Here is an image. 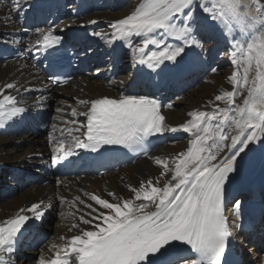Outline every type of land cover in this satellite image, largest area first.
I'll list each match as a JSON object with an SVG mask.
<instances>
[{"label":"snow or ice","instance_id":"6c2138e0","mask_svg":"<svg viewBox=\"0 0 264 264\" xmlns=\"http://www.w3.org/2000/svg\"><path fill=\"white\" fill-rule=\"evenodd\" d=\"M14 3L5 22L11 12L23 7L19 0ZM109 27L110 34L91 35L108 44L123 42L134 65L153 70L165 62L178 65L188 50L206 53L203 32H220L227 40L225 55L233 66L227 77L231 90L221 89L208 100L209 110L189 111L190 119L178 126H169L162 105L147 95L78 99L86 110L73 108L71 115L84 120L64 123L79 127L63 128L59 137L50 134L54 166L75 156L77 149L97 153L114 146L130 152L143 150L147 155L145 146L157 134L183 131L190 139L186 150L171 159L149 157L162 169L159 176L155 181L141 180L138 186L129 184L128 198L114 192L107 193L111 199L85 193L93 204L79 196L72 201L59 196L60 204L75 208L78 203L88 211L77 209L82 213L78 218L71 211L61 213L77 220L68 228L69 232L75 229V234L61 236L65 240L62 253L52 258L42 254L38 264H225L229 243L236 238L233 227H240L235 221L230 225L225 215L227 183L250 146L264 142V0H140ZM55 31L52 26L33 29L35 44L44 49L58 45L62 37ZM27 51L17 56L23 58ZM48 80L61 83L53 76ZM29 91L18 82L0 86V127L27 111L18 94ZM44 100L41 96L34 103L41 106ZM73 132L80 136H72ZM242 206L241 200H234L237 218H242ZM53 207L51 200H41L0 220V264H15L23 230Z\"/></svg>","mask_w":264,"mask_h":264},{"label":"bare ground","instance_id":"6f19581e","mask_svg":"<svg viewBox=\"0 0 264 264\" xmlns=\"http://www.w3.org/2000/svg\"><path fill=\"white\" fill-rule=\"evenodd\" d=\"M34 1L36 0H27L25 3V0H19L23 7L11 12V18L5 22L16 4L14 0H0V48L22 50L35 45L34 32L28 38H24L20 31H15L20 29L23 16ZM130 1L68 0L64 19L58 24V28L66 33L74 28L84 30L85 39L80 58L86 62L90 71L88 75L79 74L61 88L52 90L41 71L32 65V60L0 62V86L8 82H18L23 87L31 88L29 92L18 94L19 98L26 102L27 111L22 117L0 127V220L14 215L20 208H26L41 200L45 203L51 200L54 205L40 220H32L28 230H23L19 237L22 241L17 244V252L13 257L15 264H38V258L42 254L46 258H52L57 252L63 251L65 240H61L60 237L75 234V229L69 232L68 228L77 220L71 216H62L61 213L71 211L78 218L82 213L77 209H83L85 212L88 209L78 203L75 208L69 204L62 205L58 200L59 196H64L68 201L79 196L86 203L93 204L85 193L111 199L107 193L114 192L128 198L129 184L138 186L141 180L152 178L155 181L159 176L162 169L149 157L171 159L177 153L186 150L189 134L183 131L165 132L163 143L156 145L143 159L122 169L101 176L91 173L84 176L76 174L67 178L59 176L58 169H55L57 165H52L50 160L53 147L50 134L51 137H59L61 129L79 127L78 124L64 123V120H84L83 117L71 115L73 108L77 112L86 110L84 105L77 103L78 99L90 100L103 96L117 98L121 93L147 95L157 99L162 105L161 113L166 117V123L169 126H178L190 119L187 116L189 111L209 110L208 100L219 94L221 89L231 90L227 77L233 71V66L225 55L228 43L220 32L211 29L202 34L204 47L208 51L200 53L198 49L188 50V54L178 65L165 62L155 70L148 69L145 65H134L130 50H124L119 60V74L116 79H112L110 67L113 54L109 44H101L102 39L91 33L110 34L112 31L109 27L110 22L127 15L125 11L130 7ZM83 10L84 16L76 19V12ZM89 20H95L97 23L89 24L87 23ZM118 42L121 41H114V45ZM218 54L220 59L215 61ZM212 68H216L217 71L212 72ZM178 72L182 74L187 72L190 76L180 86L171 90L164 101L160 102L161 96L148 92L149 80L154 79L158 83L166 84L173 81ZM206 76L207 81L204 80ZM8 91L12 90H6ZM12 94L16 93L12 91ZM41 96L45 97V100L41 106H37L34 102ZM219 103L224 106L223 102ZM58 108L62 110L59 113ZM21 124H25L27 129L19 133L18 127ZM72 136L79 137L80 132H73ZM65 137L71 140L67 133ZM22 170H26V173H22ZM14 173L22 175V179L16 180L12 177ZM234 173L238 179L227 185L226 191L232 187L239 190L242 185L249 182L264 183V142L250 146ZM30 175L44 176L48 181L46 183H42L41 180L36 183L25 181L24 178ZM236 199L242 201L245 196L240 193L234 200ZM231 205L232 203H229L228 207L231 208ZM43 231L47 232V237L40 240ZM251 245L258 250L254 264L260 263L264 256V245L258 246L256 243ZM243 264L249 263L244 261Z\"/></svg>","mask_w":264,"mask_h":264},{"label":"rangeland","instance_id":"374dc122","mask_svg":"<svg viewBox=\"0 0 264 264\" xmlns=\"http://www.w3.org/2000/svg\"><path fill=\"white\" fill-rule=\"evenodd\" d=\"M131 2V5H130V7L125 11L126 12V14H129L135 7H136V5L140 2V0H131L130 1ZM206 32V30L204 31V33ZM220 54H218L217 56H216V59H215V61H218L220 58ZM209 76V75H208ZM208 76H206L205 77V79L204 80H206L207 78H208ZM207 81V80H206ZM240 194V193H239ZM52 214L54 215V211H52Z\"/></svg>","mask_w":264,"mask_h":264}]
</instances>
